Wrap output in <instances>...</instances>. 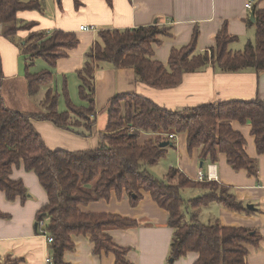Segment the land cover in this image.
<instances>
[{"label":"trees","instance_id":"16d2710c","mask_svg":"<svg viewBox=\"0 0 264 264\" xmlns=\"http://www.w3.org/2000/svg\"><path fill=\"white\" fill-rule=\"evenodd\" d=\"M110 1V0H108ZM37 1L0 0V24L3 36L16 41L20 32L28 31L21 52L25 56V82L27 96L36 98L43 88L52 83V70L38 74L30 69L37 60H44L51 69L67 57L66 51L79 46L73 34L55 31L52 35L34 31L36 24H23L20 12L38 10ZM256 37L248 42L244 51H230L236 40L227 26L218 31L215 46L209 53L197 54L198 31H194L188 46L173 49L167 65L153 59L152 45L167 29L159 25L124 31H101L99 42L87 51L84 69L78 73L81 81L79 96L87 106H77L71 101L68 85L63 95L66 111H59L58 92L48 89L41 102V113H24L11 110L3 98L2 57L0 54V192L6 199L17 198L26 202L27 187L22 180L14 181L15 168L24 167L35 172L39 184L46 191L48 203L39 212L37 230L52 237V264H67L66 251L74 249L72 238L83 235L95 244L94 253H112L117 264H131L125 259L126 249L119 248L106 233L109 228L129 229L138 225L136 220L110 215L84 213L82 206L91 202L109 201L113 192H127L131 204L141 199V191L149 192L157 205L169 213L168 226L173 229L169 263L174 264L189 253L199 254L195 264H247V246L259 245L262 238L248 228H233L218 221L204 224L199 219L201 209L212 202L234 212L248 213L249 209L236 198L231 189L216 181H190L178 168H170L163 180L155 177L150 168L157 166L167 156L169 134H187V148L200 151L202 160L216 162L223 153L236 170L256 174L255 161L244 150L245 138L234 131V121L251 122L259 153H264V101L220 102L204 104L184 111L159 108L152 100L138 94H127L113 99L108 108L105 131L99 135L100 145L88 151H52L34 127V122L48 121L53 125L88 138L96 126L95 71L100 63L117 68H133L137 80L155 90L174 89L185 74L202 70L210 63L226 73L248 69L257 74L264 72V11L256 12ZM60 39V40H59ZM142 134L152 137L141 143ZM92 185V186H91ZM198 189L203 193L190 201L182 191ZM0 217H7L0 213ZM20 260L6 259L3 264H19Z\"/></svg>","mask_w":264,"mask_h":264},{"label":"crops","instance_id":"0c3cea01","mask_svg":"<svg viewBox=\"0 0 264 264\" xmlns=\"http://www.w3.org/2000/svg\"><path fill=\"white\" fill-rule=\"evenodd\" d=\"M22 1H37L41 6L40 11L20 12L18 18L23 24H36L34 31L47 35L62 31L73 34L80 40L77 48L66 51L68 56L60 59L55 69H51L42 59L40 65H36L39 60L35 62L34 67L40 71L31 73L38 74L50 69L54 73V80L36 98H30L27 96V83L24 79L26 58L21 52V46L29 32H20L15 38L16 41L9 40L3 36L4 27L0 24L3 98L9 109L27 114L41 113L40 104L48 89L58 92L60 99H64L65 110H62L64 106L60 99L58 108L59 111H66V99L63 95L66 83L71 101L77 106H87L79 96L81 81L78 73L85 67L87 51L95 42L100 41L98 34L101 31H124L152 25L166 28V36H159L158 42L152 48L153 59L167 65L173 49L188 46L195 30L199 34L197 54L211 52L218 31L224 25L227 26L230 36L236 37L229 46L230 51H244L248 42L255 41L256 12L264 11V0H254L251 9L245 8L247 0ZM85 26L95 30L81 31ZM182 78V82L174 89L155 90L141 84L133 68H117L100 63L95 71L96 126L88 138L61 129L48 121L33 124L49 149L74 153L99 147V135L107 126L109 105L118 96L138 94L152 100L159 108L173 112L234 100L264 101V72L257 74L248 69L226 73L210 63L202 70L185 74ZM76 96L82 103L76 101ZM232 126L234 131L244 136V150L255 161L256 174H250L244 169L235 170L223 153L215 163L208 159L202 160L198 149L188 151V137L185 133L169 134L174 135V138L164 136L170 142L167 156L162 159L165 162L162 167L165 175L170 168H178L190 181L196 182H199L197 178L202 172L208 180L230 188L245 207H252L248 213H236L212 202L201 209L199 219L204 224L218 221L227 227L256 231L262 240L259 245L247 246L246 263L264 264V153L257 150L251 122L241 124L234 121ZM152 137L155 136L142 134L141 143ZM155 168L157 167H151L150 171L156 177L158 174ZM12 179L22 180L28 189L29 198L26 202L20 198L10 202L5 193L0 192V213L7 216L0 217V264L6 259H19V264H46L47 258L52 257L51 244L47 242L46 236L39 233L36 226L38 212L48 203L46 191L39 184L35 172L29 173L23 166L14 169ZM186 190L191 189L183 191L187 192ZM202 193L198 189H192L193 197L187 201L201 196ZM141 195L142 199L133 206L127 192L119 195L113 192L109 201L91 202L82 206L81 210L88 214H110L138 222L135 228L106 230L116 246L126 249L124 256L129 263L170 264L173 229L168 226L169 213L157 205L149 192L141 191ZM72 242L74 249L63 255L67 264H117V258L112 253H94L95 244L86 236L76 235ZM198 258L199 254L189 253L174 264H195Z\"/></svg>","mask_w":264,"mask_h":264},{"label":"rangeland","instance_id":"374dc122","mask_svg":"<svg viewBox=\"0 0 264 264\" xmlns=\"http://www.w3.org/2000/svg\"><path fill=\"white\" fill-rule=\"evenodd\" d=\"M60 40V39H59ZM43 61L42 60H39V61H37L36 62V65H40V63H42ZM36 67V66H35ZM34 66L32 67V69H31V71L30 72H33V71H36V72H38V71H40V69L37 71V68H35ZM38 99V98H37ZM76 101L77 102H79V103H82L81 102V100L76 96ZM60 102L63 104V108L64 109H62V110H65V102H64V99L63 98H61L60 99ZM60 109V108H59ZM40 111H42V109H40ZM141 142H142V140H141ZM164 161H162V162H160V164L159 165H157L156 167L157 168H155V169H157L156 171H157V178L159 179V180H163L164 179V169H163V167H162V165L163 164H165V162L163 163ZM92 186V185H91ZM187 192H185V191H183V193H182V195L184 196V198L187 200V199H189V198H192L193 196H192V190H186ZM204 221V220H203ZM6 261V260H5ZM5 261H3V263H5ZM2 263V264H3Z\"/></svg>","mask_w":264,"mask_h":264},{"label":"built area","instance_id":"2783aa9c","mask_svg":"<svg viewBox=\"0 0 264 264\" xmlns=\"http://www.w3.org/2000/svg\"><path fill=\"white\" fill-rule=\"evenodd\" d=\"M253 1H254V0H247L245 8L251 9V8H252V2H253ZM94 30H95V28L90 27V26H85V27H82V28H81V31H84V32H85V31H94ZM165 136H167V135H165ZM168 136H169L170 138H174V135H168ZM197 180H198L199 182H204V180H205V175L201 172V173L199 174ZM47 242H48L49 244H51V243L53 242V238H52V237H47ZM46 264H52V259H51L50 257L47 258Z\"/></svg>","mask_w":264,"mask_h":264},{"label":"water","instance_id":"95a60500","mask_svg":"<svg viewBox=\"0 0 264 264\" xmlns=\"http://www.w3.org/2000/svg\"><path fill=\"white\" fill-rule=\"evenodd\" d=\"M251 17H252V20L255 19V17H253V14H252ZM166 146H169V143H168V142L162 143V145H161V147H166ZM247 208H248V209H252V207H250V206H248Z\"/></svg>","mask_w":264,"mask_h":264}]
</instances>
